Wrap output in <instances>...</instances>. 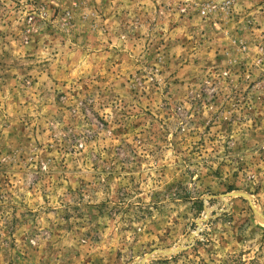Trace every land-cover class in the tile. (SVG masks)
I'll return each instance as SVG.
<instances>
[{"label": "rangeland", "instance_id": "374dc122", "mask_svg": "<svg viewBox=\"0 0 264 264\" xmlns=\"http://www.w3.org/2000/svg\"><path fill=\"white\" fill-rule=\"evenodd\" d=\"M0 264H264V0H0Z\"/></svg>", "mask_w": 264, "mask_h": 264}]
</instances>
